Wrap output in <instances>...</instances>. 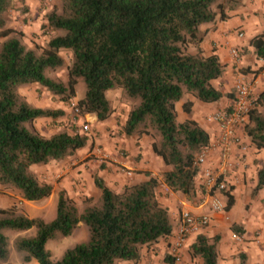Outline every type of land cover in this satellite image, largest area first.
Segmentation results:
<instances>
[{"label":"trees","instance_id":"1","mask_svg":"<svg viewBox=\"0 0 264 264\" xmlns=\"http://www.w3.org/2000/svg\"><path fill=\"white\" fill-rule=\"evenodd\" d=\"M59 10L46 14V28L58 33L44 47L28 49L22 32L6 27L4 15L14 0H0V187L14 189L26 202L48 198L52 186L42 183L32 167L59 162L86 146L87 138L60 130L50 137L29 131L26 124L42 118L55 119L61 110L31 106L19 93L21 87L36 84L62 103L75 97L82 81L85 96L74 106L80 117L93 115L104 122L112 115L106 93L121 89L132 105L122 132L126 138H151L153 153L167 168L163 183L186 197L196 194V156L210 142L208 132L194 120L177 121L175 104L185 96L212 104L221 98L234 99V91L223 94L213 85L224 73L216 54L204 56L200 49L202 26L226 21L229 12L242 7V0H60ZM23 13L26 12L24 9ZM249 45L256 59L264 61V31ZM194 48V53L189 52ZM61 51L71 54L66 81L47 76L64 66ZM193 102L182 111L189 115ZM229 107L227 110H229ZM226 110V111H227ZM244 135L256 150H264V90L256 92ZM126 185L120 193L108 189L94 177L99 198L85 199L80 211L64 192L58 194L56 217L46 223L28 218L13 208H0V263L9 258L3 230H36L35 237L17 238L14 248L23 261L36 264H118L138 262L141 249L150 248L173 234L168 207L158 199L157 179ZM264 188V163L256 172L252 195ZM226 210L234 205L225 193ZM85 226L87 241L67 249L53 263L47 241L73 235ZM232 231L243 234L232 225ZM219 238L199 234L190 247L192 257L202 264L217 263ZM243 264V263H240Z\"/></svg>","mask_w":264,"mask_h":264},{"label":"crops","instance_id":"2","mask_svg":"<svg viewBox=\"0 0 264 264\" xmlns=\"http://www.w3.org/2000/svg\"><path fill=\"white\" fill-rule=\"evenodd\" d=\"M242 7L230 14V18L226 21H216L214 24L202 26V31L205 32L204 39L200 44V49L204 56L216 54L220 63L224 66L223 75L213 81V85L223 94L230 93L233 89L235 77L241 73L246 78L250 79L254 75L258 76L260 83L256 92L264 90V61L256 59L252 47L249 45L250 39L264 31V0H242ZM236 31V32H235ZM235 37L239 41H246L247 53L242 54V50L234 44ZM242 32L244 37L239 39L237 33ZM236 47L241 52V61L236 64L230 57L229 49ZM194 48H189L190 53H194ZM193 102L192 111L189 115L182 111V105L185 101ZM232 101L229 98H221L218 102L212 104L200 103L190 96H185L182 100L175 104L177 121L182 123L188 119L194 120L203 127L209 134V137L217 135V125L209 121L208 118L218 111H226L231 107ZM90 120L95 121L94 116H87ZM122 124V122H120ZM123 125V124H122ZM103 128L109 126L112 131V137L108 140H102L101 145L109 152V154L118 163L122 164L131 171V176H126L119 171L118 163L115 166L106 163L105 165H91L88 169L78 167L70 171L65 179L66 195L70 199L76 200L77 196L86 194L90 196L89 190L94 195H98L99 191L94 185V177L101 178L105 186L113 192L120 193L126 185L138 184L148 179L147 175L157 179L158 191H156L159 201L169 208L173 221V233L179 225L180 212L188 210L192 214L201 215L209 213L207 207L200 204V195L198 194V183L196 182V194L194 198H188L180 193L170 192V189L162 181V173L167 170L163 165L162 159L156 156L151 149V138L142 136L140 138H126L123 134H118L119 126L116 124L115 117H112L107 123L97 122V127ZM239 142L233 149V156L236 159V170L229 184L230 195L234 198V205L230 210H226L225 214L210 213V223L204 228L200 234L212 238L216 232H226L225 221L229 220L230 211L238 203L240 192L253 190L256 185V172L264 163V150H256L249 139L244 135V131H238ZM82 155V153H79ZM49 164V163H48ZM43 165L49 170V165ZM94 190V191H93ZM251 190V193H252ZM63 192V191H62ZM159 192V193H158ZM160 192L163 194L160 196ZM167 193V194H166ZM9 193L0 195V208L10 207L13 199L9 197ZM53 195V192L51 196ZM75 196V197H74ZM257 200L262 201L264 208V188L257 194ZM226 200V199H225ZM25 202V201H24ZM227 215V217L225 216ZM251 214L246 215L244 223L246 226L245 236H249V232H254L257 225H253ZM252 235V234H251ZM196 236L189 238L187 245L183 251V264H192L201 262L197 257L190 255V247L194 244ZM257 243L248 242L243 247L249 255V260L253 262L258 258L264 263V235L259 236ZM248 239V238H247ZM168 239H162L157 244L150 248H146V258L155 260L160 258L162 254L167 253ZM258 244V245H256ZM230 242L225 238L221 240L218 251H226L227 254H232L234 250ZM258 253V255H256ZM167 256V254H166ZM228 256V255H227ZM169 261H163L160 264H169ZM202 264V263H200Z\"/></svg>","mask_w":264,"mask_h":264},{"label":"rangeland","instance_id":"3","mask_svg":"<svg viewBox=\"0 0 264 264\" xmlns=\"http://www.w3.org/2000/svg\"><path fill=\"white\" fill-rule=\"evenodd\" d=\"M60 7V0H14L13 6L4 15L6 27L15 31H21L22 42L25 47L28 49L38 50L39 48L44 47L52 36L58 34L52 33L45 25L46 14L53 9L59 10ZM24 9L26 10L25 13L22 12ZM231 13L233 12H229L228 14L230 15ZM235 32L234 44L236 47L240 48L242 50V54L245 55L247 53L246 41H239L235 37ZM60 55L64 59V66L55 71H48L47 76L52 79L65 82L67 78V67L71 61V54L68 51H61ZM18 93L33 107L61 110L64 113V115L59 118H42L27 123L25 126L29 131H36L44 137H50L60 130H66L69 133L74 132L79 135H84L87 138V143L84 148L77 150L72 156L66 158L65 160L50 162L48 164L51 166L49 167V170L46 166L32 167V172L37 176L40 182L47 183L52 186V196L50 195L48 198L42 199L38 202H24L16 190L2 189L0 187V195L9 193V197L13 199L12 205L4 209L13 208L17 213L28 218H40L44 222L49 223L56 217L58 194L63 191L65 196L68 197L66 195L67 190H65V179L70 171L75 170L78 167L88 169L93 164L105 165L106 163H110L115 166V163L112 160H105L101 158L102 156L100 154H93L95 148H98L101 152L107 153L108 151L101 145V141L108 140L113 135L109 126L104 127L105 129L100 128L99 126L97 127V121H92L87 117L93 115L80 117L76 114L74 106L77 101L83 99L85 96V85L82 81H79V83L75 86V97L69 103L60 102L57 97L52 96L44 88L36 84L21 87L18 90ZM106 97L111 104L113 112L108 120L101 123H107L112 117H115L116 124L119 126V130H117L118 134H123L122 129L132 104L122 97L121 89L108 91L106 93ZM120 122H122L123 125L120 124ZM84 125L89 126V131L85 132L82 130ZM79 153H82V155H79ZM119 171L124 174L120 168ZM251 190L246 189L244 192H240L238 196V203L230 211L229 220L225 221L226 232H216L213 236L219 238L217 244L218 264H252L249 260V255L245 252L243 247L246 243L251 241L257 243L260 238L259 236L264 235V208L262 201L257 200V195L253 196ZM156 191H158V189ZM170 192L172 191L170 190ZM89 194L90 196L86 194L77 196L76 200L71 199L80 211L84 207L85 199L90 198L91 201H95L99 198V194L95 196L91 190H89ZM162 194L163 192H160V196ZM188 198L190 199V197ZM193 198L194 197H192V199ZM248 214L253 216V219H251L253 223L251 224V227H253L254 224L257 225V229H255L253 233L249 232L250 237L245 236L246 225L242 223L245 221L244 218ZM232 225L241 228L243 230V234L238 235L233 232ZM2 233L8 240L9 258L6 262H2L0 264H36L33 260L25 263L23 261V254L17 252L14 248V242L17 238L35 237L36 230L34 228L25 232L3 230ZM223 238L235 246V249L231 250L232 254H227L226 251H218V246H220ZM87 239V229L84 225L79 224L78 229L73 235L64 238L58 236L49 240L47 241L45 248L50 252L51 261L55 263L60 260L67 249L83 243L87 241ZM263 241L264 239L262 240V243ZM145 249L146 247L141 249V258L138 262H120L118 264H160L163 261L168 260L166 254H162L160 258L157 257L155 260L152 258L147 259ZM256 255H258V253H256ZM200 263H202V260L199 263H196V261L192 262V264ZM253 264L264 263H262V258L261 260L257 258Z\"/></svg>","mask_w":264,"mask_h":264},{"label":"built area","instance_id":"4","mask_svg":"<svg viewBox=\"0 0 264 264\" xmlns=\"http://www.w3.org/2000/svg\"><path fill=\"white\" fill-rule=\"evenodd\" d=\"M243 39L242 32L237 33ZM231 59L239 64L241 52L236 47L229 49ZM260 80L254 75L248 79L239 73L233 82L234 99L231 108L227 111H218L208 120L217 125V135L211 137L209 144L202 148L196 156L194 164L198 167L197 183L200 204L209 209V213L195 215L188 210L180 212L179 225L171 237H168L167 257L169 264H183V251L190 237L199 235L211 220L210 213H226L225 193L229 191L231 178L236 170V159L233 149L239 142L238 131L243 130L248 122L249 112L256 102V90ZM82 130L89 131L84 125ZM93 154H100L105 160L118 163L107 152L95 148ZM120 170L131 176V171L118 163ZM227 217V215H225Z\"/></svg>","mask_w":264,"mask_h":264}]
</instances>
